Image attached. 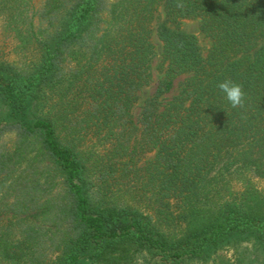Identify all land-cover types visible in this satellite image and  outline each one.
Returning a JSON list of instances; mask_svg holds the SVG:
<instances>
[{
    "label": "trees",
    "instance_id": "trees-1",
    "mask_svg": "<svg viewBox=\"0 0 264 264\" xmlns=\"http://www.w3.org/2000/svg\"><path fill=\"white\" fill-rule=\"evenodd\" d=\"M0 26L27 62H0V264H264V0H0Z\"/></svg>",
    "mask_w": 264,
    "mask_h": 264
},
{
    "label": "rangeland",
    "instance_id": "rangeland-1",
    "mask_svg": "<svg viewBox=\"0 0 264 264\" xmlns=\"http://www.w3.org/2000/svg\"><path fill=\"white\" fill-rule=\"evenodd\" d=\"M33 1L36 3L38 0H33ZM159 14L160 16H164V11L162 8L160 9ZM180 26L186 32L197 37L199 45L201 46L204 55H206L208 49L210 48V41L200 32L199 22L194 20H183L181 21ZM152 43L155 46L156 54H157L152 64V80L151 83L139 93V101L133 112L135 117H137V115L139 114L140 107L143 101L154 93L158 83L163 79V76L157 70V66L160 61L161 46L160 43L155 38V36L152 37ZM16 46H17L16 43L10 37H7L5 34H3L0 26V62L6 61L7 63H13L17 67L23 66L24 63L26 64L27 62H25L26 57H24L23 55L24 53L20 52L16 48ZM183 80L184 78L180 77L175 81L173 90L168 95L165 96L166 100L178 94L181 85L183 83ZM4 113L5 112L3 106L0 104V120L4 118L5 116ZM11 141H12V135L10 134L5 135L0 141V146H8L11 143ZM260 186L264 187V182H262ZM236 248H237V254L240 256V258L243 259L242 264H260L259 259L257 260L256 258H253L252 255L253 249L249 244L240 243L237 245ZM224 255L226 259L228 260L231 259L229 258L230 253H226ZM231 260L233 261V259Z\"/></svg>",
    "mask_w": 264,
    "mask_h": 264
},
{
    "label": "clouds",
    "instance_id": "clouds-1",
    "mask_svg": "<svg viewBox=\"0 0 264 264\" xmlns=\"http://www.w3.org/2000/svg\"><path fill=\"white\" fill-rule=\"evenodd\" d=\"M177 8H183V4L177 3ZM216 87L224 95L225 100L232 108H244L246 101V93L240 83H236L231 79H224L219 82Z\"/></svg>",
    "mask_w": 264,
    "mask_h": 264
}]
</instances>
